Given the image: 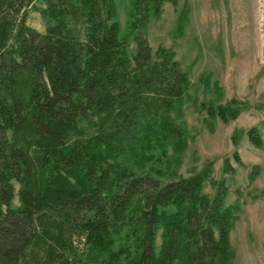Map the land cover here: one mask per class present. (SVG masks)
Returning a JSON list of instances; mask_svg holds the SVG:
<instances>
[{
	"label": "trees",
	"instance_id": "obj_1",
	"mask_svg": "<svg viewBox=\"0 0 264 264\" xmlns=\"http://www.w3.org/2000/svg\"><path fill=\"white\" fill-rule=\"evenodd\" d=\"M165 2L131 0L120 37L113 0H0V264L230 263L237 207L221 183L203 192L211 163L164 183L145 170L156 149L178 163L186 102L210 129L240 112L192 97L174 53L152 51L142 28Z\"/></svg>",
	"mask_w": 264,
	"mask_h": 264
},
{
	"label": "rangeland",
	"instance_id": "obj_2",
	"mask_svg": "<svg viewBox=\"0 0 264 264\" xmlns=\"http://www.w3.org/2000/svg\"><path fill=\"white\" fill-rule=\"evenodd\" d=\"M130 1L113 0L120 37L127 32ZM27 23L40 32L45 30L40 15L32 9ZM142 30L152 51L162 46L174 53L189 79L192 97L240 107L234 120L216 121L210 129L191 102H186L183 117L175 120L187 130V147L178 163L171 147L164 154L156 149L159 158L148 162L145 170L153 175L158 169L161 174L154 176L164 183L192 175L210 162L203 192L213 197L221 183L225 204L237 207L230 230L233 255L229 264H264V0L165 2L160 15L151 16ZM127 38L130 54L135 44L132 36ZM251 126L258 128L261 147L247 139ZM13 204L19 205L17 196Z\"/></svg>",
	"mask_w": 264,
	"mask_h": 264
}]
</instances>
